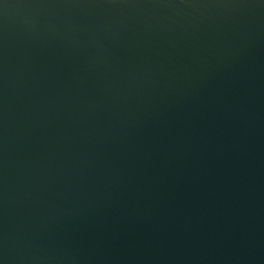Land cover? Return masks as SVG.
Instances as JSON below:
<instances>
[{
    "label": "water",
    "instance_id": "1",
    "mask_svg": "<svg viewBox=\"0 0 264 264\" xmlns=\"http://www.w3.org/2000/svg\"><path fill=\"white\" fill-rule=\"evenodd\" d=\"M0 264H264V0H0Z\"/></svg>",
    "mask_w": 264,
    "mask_h": 264
}]
</instances>
